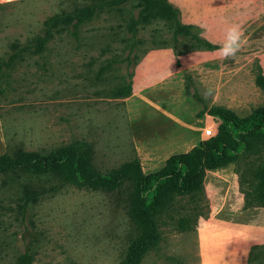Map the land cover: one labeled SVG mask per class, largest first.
<instances>
[{
    "label": "rangeland",
    "instance_id": "obj_1",
    "mask_svg": "<svg viewBox=\"0 0 264 264\" xmlns=\"http://www.w3.org/2000/svg\"><path fill=\"white\" fill-rule=\"evenodd\" d=\"M111 1L0 0V155L47 153L84 142L99 173L137 160L124 102L137 62L155 47L196 52L201 45L194 30L176 35L165 22L140 21L138 0L104 6ZM90 5V19L64 26L41 53L32 55L31 49L8 61L10 44L32 42L48 17L69 18ZM263 44L262 37L248 40L235 60L212 66V83L226 86L221 103L240 117L264 106V92L252 85ZM206 78L201 66L185 81L202 106L217 94ZM133 191L128 179L117 190L95 191L51 176L0 174V264H120L137 234L129 215ZM189 199L177 200L173 220L162 216L161 242L139 264H224L220 244L205 238L208 207ZM194 206L199 213L192 223L176 230Z\"/></svg>",
    "mask_w": 264,
    "mask_h": 264
},
{
    "label": "crops",
    "instance_id": "obj_2",
    "mask_svg": "<svg viewBox=\"0 0 264 264\" xmlns=\"http://www.w3.org/2000/svg\"><path fill=\"white\" fill-rule=\"evenodd\" d=\"M167 1L179 10L181 24L199 29L200 36L216 48L176 56L171 47H155L147 50L135 66L131 91L124 102L131 142L144 175L160 171L171 156L199 146L204 140L203 130L220 123L209 110L224 106L219 94L226 86L216 80L212 83V66L222 65L216 50L223 42L226 27L240 24L246 42L264 38V0ZM259 52L264 77V44ZM201 66L208 87L214 85L217 91L207 106H202L185 87V76ZM224 107L235 112L231 106ZM203 187L209 201L208 214L198 218L206 223L205 238L220 244L224 264H247L250 249L264 244V208H244V187L233 163L206 170ZM200 236L197 241H201ZM253 264H264V257Z\"/></svg>",
    "mask_w": 264,
    "mask_h": 264
},
{
    "label": "trees",
    "instance_id": "obj_3",
    "mask_svg": "<svg viewBox=\"0 0 264 264\" xmlns=\"http://www.w3.org/2000/svg\"><path fill=\"white\" fill-rule=\"evenodd\" d=\"M126 1L115 0L105 3L104 6L119 5ZM138 5L141 7L138 17L140 21L165 22L173 26L176 35L194 30L193 38L201 45L198 51L216 48L200 36L199 29L181 24L179 10L167 0H138ZM98 6L100 9V5ZM94 10V6L90 5L80 11L76 10L69 18L66 16V19H62L60 15L48 17L43 23V30L35 35L32 42L21 44L15 41L10 44L11 55L8 61L12 62L22 57L23 53L31 49L35 50L32 55L41 53L48 43L62 36L66 30L64 26L80 23L81 18L90 19ZM173 51L176 56L187 53L174 49ZM187 78L188 75L185 76V81ZM254 83L264 92V77L261 70L255 76ZM185 87L189 93L186 84ZM130 91L131 87L126 93L127 96ZM209 114L220 121L216 134L185 154L171 156L166 165L153 174L144 175L138 159L123 164L110 173H99L92 166V149L84 142L47 153L19 151L12 156L0 155V174L20 172L35 176H51L63 183L95 191H114L123 185L124 180H131L134 191L129 215L137 234L120 264H139L149 251L158 247L162 239L158 228L159 221L167 213L168 219L173 220L170 210L174 208L178 199L190 198L189 202L197 203L196 207L200 204L208 207L203 187L206 170L234 163L238 180L245 186L244 208H264V106L251 110L244 117L222 106L211 107ZM253 156H258L259 159H250ZM248 159L249 161H246ZM196 207L190 209V216L176 230L191 224L195 214L199 213ZM260 257H264V244L250 249L247 264H253ZM28 259V256L20 258L25 263H28Z\"/></svg>",
    "mask_w": 264,
    "mask_h": 264
},
{
    "label": "clouds",
    "instance_id": "obj_4",
    "mask_svg": "<svg viewBox=\"0 0 264 264\" xmlns=\"http://www.w3.org/2000/svg\"><path fill=\"white\" fill-rule=\"evenodd\" d=\"M244 43H246V39L242 26L240 24H230L225 29L223 42L216 50L217 55L224 60H235ZM197 55L198 53H196Z\"/></svg>",
    "mask_w": 264,
    "mask_h": 264
},
{
    "label": "built area",
    "instance_id": "obj_5",
    "mask_svg": "<svg viewBox=\"0 0 264 264\" xmlns=\"http://www.w3.org/2000/svg\"><path fill=\"white\" fill-rule=\"evenodd\" d=\"M218 125L219 124H217L216 127L210 126L203 130V137L205 140L209 139L210 137H213L216 134Z\"/></svg>",
    "mask_w": 264,
    "mask_h": 264
}]
</instances>
